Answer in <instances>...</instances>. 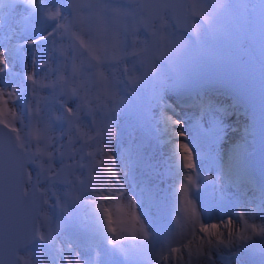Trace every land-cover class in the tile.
<instances>
[{"label": "snow or ice", "instance_id": "1", "mask_svg": "<svg viewBox=\"0 0 264 264\" xmlns=\"http://www.w3.org/2000/svg\"><path fill=\"white\" fill-rule=\"evenodd\" d=\"M23 2L34 11L42 10V0ZM129 3L134 7H125L118 0H69L71 14L67 16L61 8L43 9L47 18L57 21L56 27L26 43L51 38L52 50L61 59L56 66L51 60L41 63L49 73H56L54 78H48V74L38 77L34 66L26 73L31 96L27 122L14 106L17 90L0 86V264H38L30 254L22 255L19 249L34 238L51 240L54 237L55 229L46 209L48 190L41 187V180L71 184L68 195L77 202L81 200L77 187L87 183L95 196L87 202L94 206L110 245L123 251L125 243L136 245L151 239L135 198H126L120 183L116 157L106 143L116 135L108 117L123 101L118 89L121 74L130 83L137 84L157 70V60L183 47V37L174 38L166 31L170 22L198 34L200 24L195 18L210 22L214 9L206 0H129ZM221 6L217 4L215 8ZM142 28L147 30L150 39L138 35ZM5 51L0 49V73L9 67ZM127 57L138 58L136 63L143 66V75L136 71L135 64L126 63ZM117 69L120 78L111 75ZM45 88H51L53 94L45 95L42 91ZM58 94L66 96L67 101L78 98L79 102L73 108L60 100L64 114L53 111L51 116L45 115L46 103L56 100ZM85 115L91 118V127L85 123ZM61 119L67 122L63 133L54 131L53 121ZM168 119L172 124L183 126L182 121ZM176 135L186 137L183 131ZM62 136H66V141L58 144L57 139ZM177 149L185 170L178 186L179 212L191 222L192 230L187 233L182 230L178 214L176 231L169 238V244L177 246H170L167 251L161 248L154 264H182L185 254L187 264L193 260L206 264L204 258L211 259L212 250L221 245L231 248L256 237L264 238V223L250 219L243 210L238 213L240 222L231 216L223 221L203 222L192 197V189L199 187L195 154L185 139L178 141ZM57 155L64 159L59 167L54 163ZM85 157L89 158L87 162ZM30 163L39 168L35 176ZM81 167L87 168L86 177L77 171ZM116 208H119V217ZM125 221L130 227L119 226ZM175 236L180 239L175 240ZM65 260L66 264H85L78 255L76 259L66 257Z\"/></svg>", "mask_w": 264, "mask_h": 264}, {"label": "rangeland", "instance_id": "2", "mask_svg": "<svg viewBox=\"0 0 264 264\" xmlns=\"http://www.w3.org/2000/svg\"><path fill=\"white\" fill-rule=\"evenodd\" d=\"M118 2L121 5L126 6V3L122 2V1H118ZM252 2H253V0H206V3H208V5L210 7H213V9H214V11L212 13V18H211V21L207 22V23H203V21L200 20V18L197 19V23L200 24V29H199V33L196 34L195 38H191L190 36H188L182 32H176L173 30L172 26L169 25L170 27L168 26L166 31H168L174 38L183 37L185 43H184L182 48L178 49V51L177 50L173 51L170 55H168L164 59H161L160 62L157 64V66L158 65L163 66L162 70L157 72L158 75L156 73V75L158 77H159V75H161L162 79L156 81L155 86H153L154 87V93L146 96V91H144L143 89H141L139 87L132 86L126 78L122 77L121 82L118 84V89H119V93H120L121 97H123V101L119 105V108L110 114L108 119H110L112 121V123L114 121H116L117 126H118L120 121L117 120V118L118 117L120 118V116H122V113H124L121 110L124 107L134 108L136 116L139 117L140 119H143V117H147L148 115L153 116V117H150L151 119H149V120L152 122V127L154 130V136L161 134L164 137V140L166 142L165 143L166 146H162L163 150L168 151L169 150V144H172L173 142H175L176 132H177L175 129L176 126L180 128V129H178V131H183L185 133L187 131L186 137L178 136L177 139L178 140L185 139L188 143L189 142L188 141V137H189L188 134L191 133V129L185 125L184 115H182V109L174 102L171 95L175 94L176 92H178L179 90H181L185 86H187L189 83L193 82L192 80L191 81L187 80V79H192L190 77V75L184 74V72L190 70L188 63H190L192 61V59H194V62H196L198 64L206 65L208 63L206 65L207 66L206 68L209 69V71H211L213 74H215L213 71V68H212V64H213L214 60L210 59L211 54L215 53V52H216V54H220V53L222 54L223 53L224 57L228 53L235 54L234 50H233V45L227 42V35L230 33H234V31L236 32L237 30L239 31L238 32L239 34H244V33H242L241 30L246 29V27H247V12H248V7ZM217 4H222V6L216 9L215 5H217ZM133 7H131V8H133ZM138 35H140L142 38H146V35L142 30H140ZM244 43H248V41L246 39H244ZM44 45L47 47L46 49L49 51L50 47L52 46L51 45V39H47L43 42V44H37L34 47V49H33L35 52L34 62H32V59L30 61L28 59H26L27 53H26V51L24 52V57H23L22 63H21L23 66L21 67V69H23V67H24L27 70H31L29 67H33L36 64V62H35L36 60L43 61L44 57L41 56L40 53H41L42 47H44ZM128 45H129L128 47L130 48L131 42H128ZM185 47H186V49H184ZM220 48H222V51L219 50ZM225 51H227V52L225 53ZM58 56H57V54H55L54 58L51 60V64L53 66H56L59 63L61 58ZM208 56H210L209 59H208ZM247 60H248V58L246 56L239 58V60H237V63L238 62L240 63L238 69H240V68H241V70L246 69V74L248 75V77L252 81H254L255 88L256 89L258 88V91H259L258 96L264 99V75H263V73L260 72V70L256 74H254V73H251L249 71V68H250L249 66H247V68H245V61H247ZM31 62H32V64H30ZM203 62H205V63H203ZM128 63H129V65L135 64L136 71L139 70L138 69L139 65H138V63H136V58H131V60ZM16 66L17 65L15 64V68H16ZM204 68H201V69H204ZM43 71H44V74H48V78H54L56 75L55 72L49 73L48 68H47V70H43ZM137 72L139 73V71H137ZM4 73H6V71H4ZM111 75L115 78H120L119 70L117 73H116V71L115 72L112 71ZM39 76L40 75L38 74V77ZM195 78H198V75L195 76ZM27 85H28L27 87L25 86L26 88H23L21 91H19L20 92L19 96L22 97L21 104L25 103L26 106L28 105V102L31 99L30 87H29L30 82ZM120 85H122V86H120ZM11 88H15L17 90L18 86H12ZM42 91L44 92V90H42ZM133 91H134V93L131 94V92H133ZM17 93H18V91H17ZM52 93H53V90H52ZM57 93H58V90H57ZM44 94L46 95L45 92H44ZM57 96H58V98L62 97L63 99H67L62 94H58ZM57 102H58V99L49 100L46 103V105L43 109L45 115L51 116V113L53 111H56V112L63 115L62 108L59 107V109H58V105H57L58 103ZM70 102H71L70 104H72L74 107H76V105L78 104L79 101H78V98H73ZM21 104L19 103V107ZM159 111L160 112H162V111L168 112L169 115L172 118H174L175 120L182 121L184 127L183 126L181 127L180 125L172 124L171 121L165 120L163 118L164 116H162V114ZM98 115L102 116L103 114L100 113ZM190 116L192 117V119L189 121V124H191L192 127L195 126L196 124L200 123L199 120H201L200 119V117L202 116L201 113H195V112L193 113L192 112V113H190ZM23 117H24L25 122H27L28 121V113H25ZM132 117H133V115H132ZM88 119H90V117L85 115L84 121H85V123H87L89 125V127H91V119L90 120H88ZM143 120H145V123H149V120H147V118H144ZM60 121H63V119H61ZM191 121H192V123H191ZM185 126H186V129H185ZM62 127L63 126L60 127V125H58V127L54 128V131L62 133V131H60V130H62ZM222 135H223V133H222ZM60 138L57 139V143L59 142ZM120 140L122 142H124L125 137H121ZM106 143L107 144H113L116 146L118 141L116 138H115L114 142L112 141V139H107ZM123 145H124L123 143L120 145L121 148L123 147ZM170 150H173L174 153L178 154L177 147L171 146ZM113 152H114V154H113ZM117 152H118L117 148H115V149H113V151L111 153L115 157H117ZM170 153L171 152L168 151L167 155H169ZM87 158L88 157H85L84 159L86 160ZM59 161H60V158H56L54 163H58ZM116 161H117V159H116ZM31 171H32L33 175L35 173H37V169H35V168L34 169L31 168ZM77 171L80 174L85 173V174H83V176H85V177L87 176V168L81 167ZM179 174L176 175V178L174 177L175 178L174 180L182 181L184 174H181V173H179ZM198 174L199 173L197 172V175ZM211 176H212V179L214 181V185L217 188H219L218 181L215 179V177L212 173H211ZM126 177H127V172H126ZM119 180L121 181V176H120ZM86 185H87V183H85L84 185H79V186H81V188H84V187H86ZM50 187H51V189L52 188L58 189V192H56L55 196H54L56 199L54 197H52L51 194L49 195L50 205L48 206V208L52 207V209L47 208L48 213L50 214L51 210H52V212H55V210L57 209V207H56L57 197H59V205H61V204L64 205L63 208L60 206L62 209L60 212L61 213L67 212V215H66V213L64 215L65 219L63 218V220L60 222L59 226L56 227L55 233L57 236H58V234H62V238L64 240H66L67 243L71 244L70 241L66 238V233L63 231V228L66 226L65 223L68 221L67 219H69V217H70L69 214H70V210H71L70 206L72 204V201H73V203L77 202L73 197L68 195L69 190L72 189L71 188L72 185L69 184L65 187H61L59 185H53ZM126 188H128V186H126ZM81 190H83V189H81ZM82 193L83 192L80 193L81 201L83 200V198H86L87 195H89L88 199H94L95 198L94 192L91 190L89 191L88 189H86L83 196H82ZM240 210H241V208H237L235 210V212L239 213ZM253 210H255V209H253ZM138 212L140 213L139 209H138ZM255 212H256V210H255ZM216 213L217 212H213L212 216H210L204 222L211 223L213 221H216V218H215ZM256 214H257V212H256ZM224 216H225L224 218L231 216L237 222H240L231 213H226ZM256 216H258V219L257 218L255 219L256 222L257 221L259 222L261 219H263V216L260 215L259 213ZM127 227H130V225H129V223L126 222L124 225V228H127ZM188 227H189V225H188ZM185 228H184V232H185ZM191 230L192 229L189 228L188 230H186V233L191 231ZM90 231H92V230H90ZM86 235H88V234H86ZM152 235H154V233ZM154 236L158 237L159 235H154ZM256 238L260 239L257 241L261 242V244H262L261 246H263L262 248H264V238H260V237H256ZM160 242L162 243V245H165V241H160ZM139 243L141 245H145V244L149 243V241L139 242ZM35 245L37 247L35 246L36 248H32L35 251L34 252L35 254H37V252L39 251V253H38V255H39L40 253H42L44 251L43 249H41L43 244H41V245L35 244ZM129 245L130 244H128V243L125 244V246H129ZM141 245H139L138 251H140ZM48 246H49V248H48L49 250H54V249L55 250L56 249L62 250V247H63L62 244H58V243L57 244L56 243L49 244ZM239 248L240 247H238V249L236 248L235 251L238 250V253L243 252V250L241 248L240 249ZM145 249L146 248H144L143 251H145ZM61 250H59V251H61ZM218 251L222 252V250H218ZM226 251H225V253H230V250L228 252H226ZM55 253L56 252L49 253V254H53V256L55 257L54 259L57 260L59 256H56ZM222 253H224V252H222ZM35 254H34V256H35ZM63 255H65V253ZM53 256H49V259L52 258L51 260H53ZM186 257H187V255L185 254L184 255V261L187 260ZM57 261H59V259ZM60 261L66 262L65 259H61ZM213 261H214V263H212V264H225L221 259L217 260V261L215 259H213ZM61 262H58V263L61 264ZM233 264H238V263L233 262Z\"/></svg>", "mask_w": 264, "mask_h": 264}, {"label": "bare ground", "instance_id": "3", "mask_svg": "<svg viewBox=\"0 0 264 264\" xmlns=\"http://www.w3.org/2000/svg\"><path fill=\"white\" fill-rule=\"evenodd\" d=\"M134 5H126L125 7H128V8H131L133 7ZM46 8H52V9H55V8H61V3L59 2V0H42V3H41V11L37 12V11H34L29 5L25 4L23 5V7L19 6L17 9L16 8H12L13 9V15L11 14L7 20V22L5 23V25L2 27L1 31H0V49H3L5 47V55L7 57V61H8V64L11 63V61H13V58H14V55L12 54V52L10 51L9 47L7 48L6 45V33H9L11 35H21V39L20 40H16V43L17 44H21L20 46V49L21 50H26L27 52V55L29 56L30 59H32V62H34L35 60V52H34V47L37 45V44H43V42L47 39H39L38 42L34 43V44H28L26 43L27 41H32V40H37L38 37H42L44 36L47 32L51 31L52 29H54L56 27V24H57V21L54 20V21H51L49 18H47L44 13H43V9H46ZM62 9V8H61ZM29 10H30V13H29ZM64 15L65 14V10L62 9ZM22 21L21 24H19L18 21ZM197 21V19H196ZM237 29V28H236ZM246 30L247 29H242V33H246ZM19 31V33L17 32ZM238 30L235 32L234 31V36L238 34ZM218 37V36H217ZM51 39V38H49ZM213 39V38H212ZM15 40V39H14ZM22 42V43H21ZM212 42V41H211ZM210 42V43H211ZM11 42L8 43V45H10ZM16 44V46H18ZM7 45V46H8ZM244 45L247 47V58L248 60L245 61V66L249 65V64H253V65H256L258 67V69L260 70V72L262 73V70H263V66H264V63L258 58V56L252 52V50L250 49L248 43H244ZM46 46L44 45V47H42V51L40 53L41 56H44L46 59V61L48 60H52L54 58V55L57 54H53L52 56H49L48 55V52L46 51ZM186 49V47L184 48ZM224 49V48H223ZM24 50V51H25ZM219 50L222 51V48H220ZM178 51V50H177ZM188 51V50H187ZM193 51V50H192ZM180 52V51H179ZM227 51H225L226 53ZM186 54V53H185ZM58 55V54H57ZM182 56V55H181ZM178 57V56H177ZM211 57L214 58V59H220L222 60L223 59V53L221 54H216V53H212L211 54ZM28 58V59H29ZM171 58V57H170ZM174 58V57H173ZM176 58V57H175ZM186 58V57H185ZM32 62L30 64H32ZM183 62V61H182ZM159 63V62H158ZM156 63V66L157 64ZM184 64V63H183ZM239 62L237 63L236 62V69L239 68ZM178 66V65H177ZM188 66H189V69L188 71L184 72V74H188L190 75V77L192 79L195 78V76H197V71H201V68L203 67H207L206 65H203V64H198L196 62H194V59H192V61L190 63H188ZM35 69H36V75L38 76V74L40 76H43L45 75L44 74V71L43 70H47V67H41V64H35L34 65ZM30 69L32 67H29ZM163 68V66H157V70H156V73L158 71H161ZM178 68V67H177ZM139 69V68H138ZM241 69V68H240ZM180 70V69H179ZM235 70V69H234ZM6 73L2 72L0 73V78L4 77L6 79L9 80V82H11V84L9 85H2L0 83V86H3L5 88H11L12 86H18L17 88V91H18V95H19V91H21L23 89V86L22 84L19 83V81L17 79H15L13 76H8V71L5 70ZM116 73L118 72V70H115ZM113 71V72H115ZM139 71V70H137ZM47 72V71H46ZM188 72V73H187ZM245 74V72H243ZM54 74V73H53ZM118 75V74H117ZM158 75V73H157ZM181 75V74H180ZM243 75V74H242ZM115 76V75H114ZM157 79H158V76H157ZM29 82V81H28ZM122 86V85H120ZM25 87V86H24ZM153 87V86H152ZM152 87L149 88V91L152 90ZM122 89V88H121ZM44 92L46 93V95H52V89L50 88H45L43 89ZM147 92V91H146ZM156 96V95H155ZM215 98H219V100L221 101L222 104L223 101H225V96H220V95H209L208 99L209 98H212L214 97ZM75 98V97H74ZM57 99H58V107H59V101L60 99L58 98L57 96ZM207 99V100H208ZM67 101V100H65ZM184 100H178V103L179 104H183ZM69 103V105L71 107H73L71 104H70V101H67ZM21 104V101L19 102ZM19 103L15 104L14 103V106L18 109V111L20 112V114L22 116H24L25 113H28V109H27V106L25 105V103L21 104L20 107H19ZM75 104V103H74ZM59 109V108H58ZM160 112V111H159ZM130 113V112H129ZM133 114V112H131ZM131 113H130V116H131ZM162 114V116H164L163 118L165 120H168V117H171L169 115L168 112H165V111H162L160 112ZM123 115H125V112L122 113V116L120 117H123ZM182 115H184V120H185V125L189 127V121L192 119V117L189 115V112L186 110V109H183L182 110ZM193 115V114H192ZM200 116V115H199ZM183 117V116H182ZM131 121V120H130ZM139 121H143L145 123V120L143 119H139ZM224 121V120H222ZM54 123V128L55 127H58V125L63 126V123L62 121H53ZM113 126L115 127V129L117 130V122L114 121L113 123ZM147 124V123H145ZM130 125H133L132 127H134L135 123H131ZM148 125V124H147ZM186 126H185V129H186ZM184 127V125H183ZM228 127V124L225 123L224 126H221V130H224ZM57 129V128H56ZM176 131L178 132V129H180L179 127L176 126ZM135 130V129H134ZM132 129V131H134ZM62 131V130H60ZM125 131L127 132L128 131V128L125 129ZM131 131V132H132ZM189 131V130H188ZM185 133V132H184ZM187 133V131H186ZM187 135V134H186ZM162 136V135H161ZM188 143L190 144L194 154H195V159H196V164H197V169L196 171L201 173H207V172H210L211 170L213 169H219L221 166L218 165V166H212V165H209L211 166L210 169L206 170V166L203 165V161H204V158H203V154H204V146L199 142V141H196L197 140V137H194L193 135L191 134H188ZM65 137V136H64ZM64 137H61L59 139V142L63 141L64 140ZM177 135H176V140L175 142H173L172 144H169V152H171L168 157H166V153H168V151H163V153L159 154L160 156H162V158L166 159L167 161H173V166L178 168V172L180 171L181 174H184L185 170L183 169L182 165H181V162H180V158H179V154L177 153H174L173 150H170V147L173 146V147H177V143H178V139H177ZM115 138H116V135H115ZM114 139H112V141L114 142ZM221 139L223 140V136L221 137ZM162 140L164 141V144L166 143L165 140H164V137L162 136ZM110 151L112 152L113 149L117 148V157L116 159L117 160V167L118 169L120 170V176H121V181L120 183L123 185V189L126 191V198L127 197H134L135 198V192L130 188V183L128 181V177H126V172L128 171V167H129V161L127 160L126 158V155H125V151L124 149H119V146H115L113 144H107ZM166 146V144H165ZM216 152H218V150H216ZM114 154V152H113ZM209 154V152L207 153ZM56 158H59V155H57ZM89 158H87L85 161L87 162ZM233 157L232 159H230L228 165H227V171L229 172V167L231 165V163H233ZM62 160H60L58 163H60ZM47 162V161H46ZM57 164V163H55ZM57 166V165H56ZM205 167V168H204ZM30 168V167H29ZM32 169H36L38 168V166L36 164H34L32 167ZM30 168V169H31ZM80 169V168H79ZM83 174L85 173H81V175L83 176ZM36 175V173L34 174V176ZM180 175V174H179ZM230 176V172L228 174ZM176 178V177H175ZM174 178V179H175ZM178 180H174L173 182L175 183L174 187H172V189H170L171 193H172V196L175 197V203L177 207H179V193H178V186L179 184L182 182V181H178ZM48 181H43V183L41 182V185L42 186H48L46 189L48 190V196L51 194L52 197L55 196V193L58 192V189L56 188H52L50 186H53L54 184L50 185V184H47ZM127 184V185H126ZM119 186V185H118ZM126 186H128V188H126ZM224 185H222V191H224ZM72 188V187H71ZM78 189V190H77ZM77 191L79 193L83 192L82 193V196L84 195L85 193V190L88 189V185H86V187L84 188H81V186H78L77 187ZM80 189V190H79ZM83 189V190H81ZM162 189V188H161ZM195 190V188H194ZM90 191V190H89ZM54 192V193H53ZM227 194V193H226ZM228 195L230 196H227V197H232L233 194L229 193L228 192ZM92 197V196H91ZM95 197V196H94ZM192 197L193 199L196 201L197 205H198V208H199V211H200V207H199V199H198V196L194 193H192ZM55 198V197H54ZM89 198V195L86 196V198H83V200L79 201V202H74L72 201V204H71V210H70V217L69 219H67L68 221L65 223V225H71L73 228H78L81 230V232H85L86 230H93V236L98 235L101 237L102 240H104V244L100 245L99 243H91L90 246H96L97 250L100 251V254H95V253H92L91 256H89V258L85 257V253L86 250H76L75 248H73L69 243L66 242V240H64L62 238V234H58V236L56 235V233L54 232V237L51 239V240H45V242H43L42 244V248L43 249L42 253H39V251L37 252V254H35L34 250L32 248H36L35 245L32 246V247H26L23 251H22V255H31V258L34 260V261H37L38 264H55V263H58V262H61L60 260L61 259H65L66 257H72L73 259H76L77 258V255L79 256V259H81L82 261L85 262V264H108L106 263L105 261H103L100 257L101 254H104V253H107L109 254V252H115V247L110 245L108 243V234L105 232V230L103 229V227L101 226V224L99 223V220H98V217H97V213L94 209V206L90 203H88L87 201H90L92 199H88ZM56 199V198H55ZM72 199V198H71ZM136 200V198H135ZM169 200L170 197H169ZM168 200V202H170ZM54 201V200H53ZM141 201H144L143 199H141ZM137 202V201H136ZM56 207L57 209L55 210V212H52V210L50 211V221H51V225L52 227L56 230V227L59 226L60 222L63 220L64 218V215L66 213L67 215V212H63L61 213L60 211L62 210L60 205H59V201L56 200ZM124 203L126 204L127 201H124ZM240 203V206H241V209L246 212L249 216L250 219H256L254 217V212L249 208V205L247 204L246 201H241L239 202ZM50 205V200H49V203L48 205H46V209L48 208V206ZM144 205V203H143ZM161 206H164L165 205H161ZM172 206V205H171ZM139 207L138 203H137V208ZM173 207V206H172ZM52 209V207H49L48 209ZM142 207H140L141 209ZM228 210L231 212V210H233L232 208L230 207H227ZM226 208V209H227ZM48 211V210H47ZM72 211V212H71ZM143 211V210H142ZM164 211H166V209L163 210V208H161L160 210V215L157 213L158 216H160V218L157 220L155 219L154 221L157 222V225L158 227L155 226V223L152 222V225L149 227L148 223L145 221V213H141L140 216L142 218V220L144 221V223L146 224V227L148 229V231L151 233V230L154 232V233H160V234H156V235H159L158 236V239L159 241H165V245L163 246L164 247V250L167 251L168 248L170 246H167L166 244V240H168L170 238V236L176 231V223L175 224H169L168 222H172V221H175L176 220V216L174 211L172 210V208L168 211H170L171 213V219H167V217L163 216V213ZM116 213H117V216L119 217L120 216V211H119V208H116ZM200 214H201V217H202V220L203 222L206 221L209 217L208 216H205L201 213L200 211ZM94 215V216H93ZM93 216V217H92ZM264 216V215H263ZM179 217H180V223L181 225L183 226L182 230L184 231V228H191V222L184 216L183 213H179ZM225 216H222V215H215V218L216 220H219V221H223L225 220L226 218H224ZM65 219V218H64ZM238 221H240V217L236 218ZM82 221V222H81ZM84 222V223H83ZM258 222V221H257ZM260 223H264V217H263V220H260L259 221ZM126 221L122 224V225H119L121 227H124ZM128 223V222H127ZM207 223V222H205ZM130 225V224H129ZM189 225V227H188ZM153 229H152V228ZM185 228V233H186V229ZM66 227L63 228V231L66 232ZM161 229V230H160ZM45 231H47V229L45 228L44 229ZM153 233H151V237L154 235H152ZM92 235H90V237H93ZM42 242V241H41ZM45 243V244H44ZM53 243H58V244H62V250L59 251L58 249H54V250H49V244H53ZM48 244V245H47ZM251 244L252 245H262L261 242L259 241H251ZM41 245V244H40ZM139 245H141L139 242L134 245V247H132L130 254H128L127 252V258H126V262L127 264L128 263H131L132 261L136 264H149V261L146 260V259H141L140 257H137V255H135V253L138 251V248H139ZM245 245H247L246 243L244 244H240L241 247H244ZM150 246H152V243H147L145 245H141V249H140V252H144V248L145 249V252L149 251V248ZM166 247V248H165ZM237 247V245L235 246ZM263 247V246H262ZM229 248V247H228ZM233 248V247H231ZM251 248V247H250ZM120 248H118L117 250H119ZM220 249H223V245L220 246ZM41 251V250H40ZM55 253L56 256H59L58 259L59 261H57L56 259H54L55 257L53 256V254H49V253ZM62 252V253H61ZM65 253V255H63ZM35 254V256H34ZM49 254V255H48ZM149 254V253H148ZM214 254H217V251L215 250H212V255ZM96 255V258L94 257ZM49 256H53V260L49 259ZM155 259H157V256H154ZM46 258V259H45ZM113 258V259H112ZM150 259H153V258H150ZM213 256L211 259H208L207 257L204 258L205 262H208V264H212L214 263L213 261ZM91 260V261H89ZM110 260H112L111 262L113 264H116V262L118 264H121L123 263V261H121V259L117 258L115 255L114 257H111ZM130 260V261H129ZM97 261V262H96ZM61 264H66V262H61ZM187 264V263H186ZM192 264H197V262L195 260H193Z\"/></svg>", "mask_w": 264, "mask_h": 264}, {"label": "water", "instance_id": "4", "mask_svg": "<svg viewBox=\"0 0 264 264\" xmlns=\"http://www.w3.org/2000/svg\"><path fill=\"white\" fill-rule=\"evenodd\" d=\"M68 8L69 7V0H65ZM174 24V27L176 29H181L178 25L175 24L174 21H172ZM188 30V29H187ZM191 34L192 31L188 30ZM147 32V30H146ZM148 33V32H147ZM246 37L250 44L252 45L256 55L259 57L260 60L264 62V0H254L253 4L250 7L249 10V26L248 31L246 32ZM148 39H150V35L148 33ZM232 41L235 43V48L239 54H244L245 49L241 46V43L243 41V36L238 35L234 38H232ZM234 58L230 57L225 67L218 66V69L220 70H226L229 69L233 65ZM258 69L257 66L253 67V70L256 71ZM141 70L143 75L144 68L141 65ZM264 71V67H263ZM153 76V72H150L147 76H145L139 83H137L139 86L144 88L147 86ZM38 219V217H37ZM252 264H264V251L259 252L253 259Z\"/></svg>", "mask_w": 264, "mask_h": 264}]
</instances>
